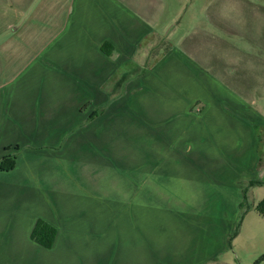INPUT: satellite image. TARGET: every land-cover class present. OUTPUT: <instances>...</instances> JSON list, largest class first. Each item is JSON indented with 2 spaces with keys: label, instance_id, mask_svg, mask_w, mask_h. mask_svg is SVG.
Returning a JSON list of instances; mask_svg holds the SVG:
<instances>
[{
  "label": "crops",
  "instance_id": "obj_1",
  "mask_svg": "<svg viewBox=\"0 0 264 264\" xmlns=\"http://www.w3.org/2000/svg\"><path fill=\"white\" fill-rule=\"evenodd\" d=\"M15 151L0 264H229L241 184L264 189V0H0Z\"/></svg>",
  "mask_w": 264,
  "mask_h": 264
},
{
  "label": "rangeland",
  "instance_id": "obj_2",
  "mask_svg": "<svg viewBox=\"0 0 264 264\" xmlns=\"http://www.w3.org/2000/svg\"><path fill=\"white\" fill-rule=\"evenodd\" d=\"M228 143L229 144L222 142L221 144L224 145L225 149H230L228 147L232 148V145H231L232 142H228ZM193 147L196 148L197 146L194 145ZM14 153H16V151ZM227 161H232V159L229 157H226L225 158V164L229 163ZM192 175H193V177L195 176V174H192ZM190 185L191 184L187 183V187ZM243 185H244V183H243ZM247 185H248V183L247 184L245 183V186L242 188V184H241V188L239 189L240 190L239 194H241V202L238 206L239 216H240L239 222L234 227V233L231 235L229 240L225 241V245L232 247V244H234L235 248L233 247L234 249H232V250L230 248H228L227 251H225V254L222 253L219 256L220 261H222L223 259H227V263H229V264H240V263L241 264H247L252 259H255V257L258 258L261 255L259 250L262 246V241H263L264 231L262 230V228H263L264 223H263L262 219H260V223L262 225L259 224V226L249 227L248 219L251 216H258V213H257L255 207L259 203L260 199L262 197H264V189H262V191H259L260 190L259 188H255V189H253V191L251 189L248 190L247 200L244 201V197H243L244 188L247 187ZM193 186H194V184H193ZM229 192H231V189L229 190ZM233 192L235 194L236 190L234 189ZM252 193H253V196H250V195H252ZM231 207L232 206H230V210L227 211V213H226L227 214L226 218H228L229 215H231ZM248 209H250V210L248 211ZM246 211H248V212H246ZM247 213L248 214L250 213V214L248 215ZM231 224H232V222L230 221L229 225H231ZM237 232L240 233V236L235 241H233L234 235ZM160 243H161L160 245H163L164 243H166V241H164L163 237H160ZM113 244L119 245V237L118 236L113 238ZM216 256H218V254ZM212 262H216V261H212ZM209 264H211V262Z\"/></svg>",
  "mask_w": 264,
  "mask_h": 264
},
{
  "label": "trees",
  "instance_id": "obj_3",
  "mask_svg": "<svg viewBox=\"0 0 264 264\" xmlns=\"http://www.w3.org/2000/svg\"><path fill=\"white\" fill-rule=\"evenodd\" d=\"M16 164V154H9L4 156L0 160V171L8 172L14 169ZM256 182H249V184H254ZM242 205V204H241ZM256 211L264 219V198L255 207ZM55 237V230L47 225L45 222L38 220L31 234V238L41 244L45 248H51L53 240Z\"/></svg>",
  "mask_w": 264,
  "mask_h": 264
}]
</instances>
